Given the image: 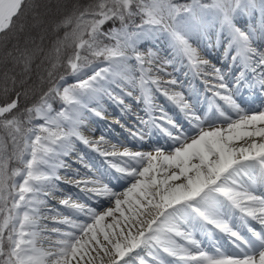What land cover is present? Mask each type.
Listing matches in <instances>:
<instances>
[{"label":"snow or ice","instance_id":"snow-or-ice-1","mask_svg":"<svg viewBox=\"0 0 264 264\" xmlns=\"http://www.w3.org/2000/svg\"><path fill=\"white\" fill-rule=\"evenodd\" d=\"M61 9L65 14L56 20ZM242 18H248L243 26ZM50 20L52 32L64 31L44 54ZM213 36L230 67L242 66L235 89L226 71L209 67L200 55V45ZM149 41L167 47L144 49ZM175 62L211 77L213 96L235 116L213 101L209 111L215 113L203 117L183 93L161 87L178 84L175 78L163 79ZM45 63L46 77L38 79H47V91L17 111L20 97L32 91L25 86L33 65L39 70ZM61 67L75 82H66L65 74L56 77ZM241 81L264 90V0H0V94L15 93L0 104V129L12 146L5 157L0 138V264H172L165 257L181 264H264V109L246 111L237 103ZM156 93L179 108L191 130L163 108L155 115ZM105 97L125 113L131 108L126 97L143 103L150 115L140 122L158 128L172 145L149 152L101 150L105 137L93 142L80 129L86 112L103 116ZM132 135L144 139L141 131ZM77 141L101 156L127 158L121 161L124 166L109 162V167L128 186L114 191L101 178L106 172L77 179L76 187L83 185V191L109 199L114 207L97 211L71 196L61 199L71 211L58 223L68 230L52 227L59 238L45 248L40 241L48 228L41 220L47 217L41 209L59 189L60 170L69 167L64 158ZM13 160L19 166L9 170ZM77 214L87 221H77ZM250 220L261 229L250 226ZM208 225L227 235L239 252L219 245L205 250L195 231L199 227L211 237ZM242 227L251 235L243 234Z\"/></svg>","mask_w":264,"mask_h":264},{"label":"bare ground","instance_id":"bare-ground-1","mask_svg":"<svg viewBox=\"0 0 264 264\" xmlns=\"http://www.w3.org/2000/svg\"><path fill=\"white\" fill-rule=\"evenodd\" d=\"M153 45H154V42L153 43H148V42L144 43V46L146 48H149V47L157 48V47H154ZM157 45H159V42L157 43ZM166 47H167L166 43L164 42L163 44H160L158 48L159 49H166ZM211 47H212V51H211V54L208 56V58H209L208 60L210 62L215 63L216 66H220V68H224L225 66H227L229 64L231 65V61L224 59L222 47H217V46H215V44H213V45L211 44ZM164 54L166 55L167 53L165 52ZM174 65H175V67H179L180 62H175ZM230 68H231V71L228 72V75L231 77H228V75H227V80H228L229 85L232 86L233 89H235V83H234L235 81L233 82V71L234 72L235 71L241 72L243 69H242V66L239 64H236L235 66H231ZM180 70H181V72L174 71V73H172L171 71H168L169 73H171V75L166 76V77L167 78H169V77L175 78L178 82H182V83H185L187 85L192 84L195 87H197L200 84V79H198V77L193 72H191L189 70L185 74H183L186 69H184V71H183L181 66H180ZM246 77L250 80L251 79V73H246ZM164 80H166V79H164ZM72 82H75V77H74V80ZM161 87L168 88L169 90L171 88H173V89H171L173 91L175 90L174 88H176L172 85H167V84H163V83H162ZM182 87L180 88V91H178V92L183 93ZM260 91L264 92V90L260 89L258 86L254 87V88H249L247 86V84L245 83V81H241V87L239 88L238 92H235L234 98L236 99L237 103L240 104L241 107L243 109H245L246 111H254V110H257V108L264 109V97H261ZM183 94L185 96V99H188V100L189 99L195 100V99H199V97H201V95H199L196 91H191L190 93L184 92ZM129 98L130 97L125 98L127 102H129ZM154 99H155V102L157 103L158 111L160 108H163L164 112L175 111L174 107L171 105V103L167 99H165V97L163 95L161 96V94L156 93L154 96ZM204 99L208 100V97L206 96V97H204ZM110 101L107 102V104H106L107 108L104 110L106 117L102 116V117L96 118L94 125H92V126L87 125V126L81 127L82 128L81 132L87 139L95 142V141H98L101 136H104L105 137L104 142L99 144L100 145L99 147L104 149V151L112 148L113 145L111 143L115 142V141H120V142L124 141L127 146H131V147L134 146L136 148L144 147V146H157V147H160V148L167 150L172 145V143L165 142L163 139H161V137H157V135L153 132H151L150 134H146V137H145L146 139H144V140L136 139L134 141H129L127 139H123V137H122L123 134H121V133L117 134L116 133L117 131L119 132V130L121 132V127H123V126L120 125V123L117 122L115 120V118L117 116V117H120L123 119L122 113H124V116H126V117L129 116V113L128 112H126V113L122 112L121 106H120V109H117L115 106H113L110 103ZM59 108H60V105H59L58 109ZM224 110L227 113H229L230 115L235 116V114L231 111V108H227V109L225 108ZM147 112H148V110H147ZM139 114L141 116L143 115L144 117H147L149 112L147 114H144L143 110L142 111L140 110ZM216 117L219 118L218 113H216ZM38 123H40V121H38ZM84 130H86V132ZM113 130H116V132H114ZM110 144L112 146H110ZM78 147H79L80 152L77 153L78 156H75V158H77V159L73 158L72 162L67 161V164L69 165V167H67L66 169L60 170L63 172L64 175H62L60 173L61 180L58 182L59 189L55 192V194L53 196H49V199L47 198L49 201L48 205L41 209L42 214L45 217H47L46 219L41 220V224L47 225V228L49 227V225H51V226L55 225L56 227H59V226L66 227L65 225L59 224L58 220L63 215L69 214L71 211L67 207L60 204V200L67 197V196H71V197H73L74 200H77V201L84 200L87 203V205H93V204H99V203L104 204L108 200L107 198H104V197H94L93 195H91L92 193L87 192V191H83L82 190L83 185H81L80 188L76 187L75 182L77 179H79V180L91 179V176L94 174L95 171H98L97 173L95 172V174L98 177H101V173L106 172L107 175L103 176L101 178L104 180V182L108 183L109 185L113 182V180H115L114 177H116L115 175H113V173L111 174V171L109 172V170H107V166H104L103 163L100 161L101 156H99L100 155L99 153H97L96 151L90 150L86 145L81 144V143L79 144ZM113 147H117V146H113ZM130 151H134V150L130 149ZM81 157H82V160H81ZM108 157L112 158V156H108ZM113 158L115 159V161L127 162V158H121L118 156L113 157ZM89 165H93V168L95 169L94 172L88 169ZM122 165L124 166V164H122ZM79 176H82V177H79ZM68 177H71L72 179H68ZM112 207H114V204ZM48 214H54L55 219L48 218V216H47ZM82 217H83L82 214H77L74 218L77 221H79ZM110 220H111V218H108V221H106V222H110ZM79 222H81V221H79ZM249 222H250V225H252L254 227H258V223L256 221L250 220ZM235 223L240 224L241 222L239 221V219H237L235 221ZM49 228H48V230L42 232V235H44L45 233H50L53 236H57V237H55V238L54 237H52V238L48 237V240L45 241L43 239V236H42L40 243L45 248H47L50 243H54L55 240L57 238H59V234L50 231ZM196 230H199V227ZM244 231H245V229H244V227H242L241 232H244ZM226 237L227 236H225V234L219 233V231H217V230H213L211 237L207 233L195 231V239H197L200 242V245L207 251H213L215 245H219L221 247L226 246V244H227ZM177 240L179 243H186L185 241L180 240V238H177ZM188 247H192V246L188 245ZM138 251H140V250H138ZM142 254L146 256L145 253H142ZM165 258L172 261V264H175L173 262V261H175V260H173V258H171V257H165Z\"/></svg>","mask_w":264,"mask_h":264},{"label":"rangeland","instance_id":"rangeland-1","mask_svg":"<svg viewBox=\"0 0 264 264\" xmlns=\"http://www.w3.org/2000/svg\"><path fill=\"white\" fill-rule=\"evenodd\" d=\"M36 2H39V3H47V2H49V0H36ZM52 3L54 4L55 3V0H52ZM64 13V10L63 9H61L60 11H58L57 13H56V16H55V19L56 20H59V18H60V16L62 15ZM52 22L53 21H49V27H48V32H47V34H46V38H45V40L43 41V47H44V50H45V53L44 54H47V51H49L48 50V46H50L51 44H52V41L56 38V33H54V32H52V30H51V24H52ZM61 34H63V31H62V33ZM106 43H110L109 41H105ZM157 43L158 42H154V47H159V45L160 44H163L164 42L163 41H160L159 42V45H157ZM144 49H147V48H145V47H143ZM44 54H42V56L44 55ZM42 56L41 57H38L37 58V60H36V64H39L40 63V59L42 58ZM226 68L227 67H224V68H221L222 70H224V71H226L227 72V70H226ZM228 68H229V66H228ZM42 69H43V65H42V67H41V69H39V70H37L36 69V67H35V64L33 65V73H32V77H31V79L33 78L34 80L32 81L31 79V81L28 83V85H26L25 87H28V86H31L32 87V91H30L29 92V94L28 95H32L34 92H36L37 90H38V88H39V86L41 85V82L39 81V79H38V75H40L41 74V71H42ZM168 71H171L170 70V67L168 68ZM228 73V72H227ZM67 76L68 77H66V82H68V83H72V81L74 80V77L73 76H71L70 74H67ZM228 77H231V76H229L228 75ZM237 77V75H236V71L234 72L233 71V78L235 79ZM36 78H37V81H36V83H35V80H36ZM164 79H166V80H168V79H172V77H169V78H167L166 76H164L163 77ZM232 79V78H231ZM203 81V80H202ZM232 81V80H231ZM35 83V84H34ZM34 84V85H33ZM161 86H162V84H161ZM19 89V88H18ZM171 89H173V88H171ZM170 89V90H171ZM19 90H21V89H19ZM176 90H178V89H176ZM139 95V90L138 89H136L135 91H134V96H138ZM264 96V93L262 94L261 93V97H263ZM131 98V99H130ZM129 98V102H127L126 101V103H128L130 106H131V108H130V110L131 111H128V113H129V116L128 117H126V116H124V113H122V115H123V119L122 118H120V117H117L116 116V118H115V120L117 121V122H119L120 123V125H122L123 127V130H121V132H120V130H119V132L117 131L116 132V130H113L114 132H116V133H121V134H123V139H127V140H129V141H134V140H136V139H139L138 137H134L133 135H132V133L134 132V131H141V132H143V134H144V132H145V130L146 129H152L153 127H151V126H149V125H144V124H142L141 122H140V119L141 118H144L145 120H147L148 118H149V115L150 114H148V116L147 117H144L143 115L141 116L140 114H139V111L141 110H143V112H144V114H147L148 112H147V109L145 108V106L143 105V103H136V101H135V99L134 98H132V97H130ZM114 105H115V107L117 108V109H120V106H118V105H116L114 102H112ZM156 103V102H155ZM112 104V105H113ZM59 102H56V106L54 107V108H56V109H58V107H59ZM113 105V106H114ZM156 105H157V103H156ZM133 107V108H132ZM258 109H260V108H257V110ZM232 112H233V110H232ZM234 113V112H233ZM158 114H160L159 112H158V109H157V111L155 112V115L156 116H159ZM170 118H171V114L170 113H166ZM198 114H200L201 115V111H199L198 112ZM235 114V113H234ZM103 115H105V113L103 112ZM173 120V119H172ZM36 123H38V121H35ZM82 129V128H81ZM80 129V130H81ZM186 129H188L189 130V128L187 127ZM85 131V130H84ZM154 133L157 135V137H161L162 138V134H160L158 131H154ZM144 139H146L145 138V135H144ZM143 139V140H144ZM141 140V139H140ZM163 140H165L166 142H169V143H172V141L168 138V137H163ZM113 146H117V147H113V148H111V149H107V150H105V151H113V150H115V151H118V152H122V151H124V149L125 148H127V149H132V150H134V151H140V152H149V151H153L155 148H157V146H144V147H139V148H136V147H131V146H127L126 145V143L123 141V142H120V141H115V142H112L111 143ZM98 146H100V145H98ZM111 146V145H110ZM101 150H103L102 148H101ZM69 156H70V154H69ZM73 157V156H72ZM119 157V156H118ZM71 159H73V158H71ZM75 159H77V158H75ZM104 163H105V166H107V170H109V172L111 171V174L113 173V175H115V176H119V173H116L115 172V170L114 169H112V168H110L109 167V162H115V163H121V162H119V161H115L114 160V158H110V157H102V159H101ZM123 163H121V166H123L122 165ZM88 168L89 169H91V171H93L94 172V168H93V166H88ZM95 172H97V171H95ZM60 173H61V171H60ZM63 174V173H62ZM95 174V173H94ZM68 179H70V177H68ZM72 179V178H71ZM119 182V183H118ZM114 191H117V192H121V191H123L127 186H128V182L126 181V180H123V179H120V180H117V179H115V180H113V182L109 185ZM79 202H82V203H85L83 200H80ZM87 204V203H86ZM88 206H90V207H92V208H95L97 211H103V210H105L107 207H112L113 206V204L112 203H110V201H109V199L104 203V204H102V203H99V204H93V205H88ZM48 216V218H53V217H55V215L54 214H48L47 215ZM79 221H81V222H85V221H87V217H85V216H83ZM49 227L50 228H52V227H56L55 225H49ZM48 227V228H49ZM59 228H61L62 230H68L66 227H63V226H59ZM48 237H57V236H53L52 234H44L43 235V239L45 240V241H47L48 240ZM146 254V253H145Z\"/></svg>","mask_w":264,"mask_h":264},{"label":"trees","instance_id":"trees-1","mask_svg":"<svg viewBox=\"0 0 264 264\" xmlns=\"http://www.w3.org/2000/svg\"><path fill=\"white\" fill-rule=\"evenodd\" d=\"M92 2V0H80V3L82 4H88ZM178 2H183V0H178ZM65 13H63L59 19H61L63 17ZM110 25H105V27H109ZM62 31H64L63 29H61V31L59 33H56V35H63L61 34ZM52 47V44L50 46H48V50H50ZM49 51H47L48 53ZM66 55L67 53H65V58H66ZM47 66V63H45V65H43V68ZM41 74L45 75L46 77V73L43 72V69L41 71ZM60 74H65L67 75L68 72L66 71V69L64 67H61L60 69H58L57 73H56V77L58 78V76ZM32 81L34 80L33 78L31 79ZM30 80V81H31ZM29 81V82H30ZM37 81V78L35 80V83ZM28 82V83H29ZM34 83V84H35ZM33 84V85H34ZM49 87V82L47 81V79H45V81L43 83H41V85L39 86L38 90L36 92H34L32 95H27V96H21L20 99H19V108L17 109V111H20V110H23L29 106H31L32 104L34 103H37L39 101V97L41 96V94L44 92V91H47ZM18 91H20L19 89H17ZM15 96V93H12V94H9L8 96H4L3 94H0V104H3L5 102H10L11 99H13ZM0 138L3 139V142L6 146V149H5V157H7V155L11 152V143H10V140L8 139L7 137V133L3 130V129H0ZM15 167H18V163L16 161H10L9 162V170L15 168Z\"/></svg>","mask_w":264,"mask_h":264}]
</instances>
